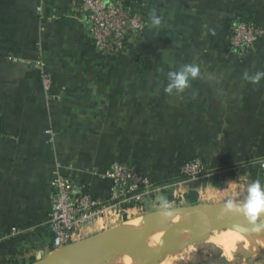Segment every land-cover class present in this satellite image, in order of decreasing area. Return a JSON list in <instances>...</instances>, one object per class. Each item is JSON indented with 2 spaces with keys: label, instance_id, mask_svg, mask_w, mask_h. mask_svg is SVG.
<instances>
[{
  "label": "crops",
  "instance_id": "obj_1",
  "mask_svg": "<svg viewBox=\"0 0 264 264\" xmlns=\"http://www.w3.org/2000/svg\"><path fill=\"white\" fill-rule=\"evenodd\" d=\"M80 1L0 0V264L49 253L57 160L103 200L112 182L100 175L114 161L139 167L153 183L174 184L160 194L165 200L181 195L191 203L196 192L197 202L243 201L247 182L262 181L264 78L245 76L264 72V36L246 54L229 50L226 39L240 16L264 29V0H140L162 24L121 57L95 48L72 11ZM55 13L67 20L47 18ZM137 56L151 58L153 69L140 71ZM189 63L200 66L201 78L179 95L166 93L167 72ZM193 157L208 172L199 180L181 173Z\"/></svg>",
  "mask_w": 264,
  "mask_h": 264
},
{
  "label": "built area",
  "instance_id": "obj_2",
  "mask_svg": "<svg viewBox=\"0 0 264 264\" xmlns=\"http://www.w3.org/2000/svg\"><path fill=\"white\" fill-rule=\"evenodd\" d=\"M139 4H141L140 0H81L73 5L72 11L74 16L82 17L95 48L101 54L111 55L127 50L128 43L142 39L149 20L142 13ZM38 11L43 14L42 7H38ZM66 15L73 13L67 12ZM57 17L59 13L47 18ZM263 36V28L250 19L240 16L230 23L227 47L229 50L251 53ZM36 63L41 69L43 85L48 90L51 86V78L45 62L43 59H38ZM46 133L51 136L52 141L53 130L47 129ZM257 163L260 178L264 181V156L259 158ZM62 166L57 160L50 192L51 204L45 223L51 238L47 245L48 252L82 239L91 225L105 212L127 214L132 209L147 210L151 206L160 205V194L168 192L174 186L169 183H153L136 166L114 161L100 175L112 182L109 197L103 200L88 192L85 186L77 181L71 165L68 173L62 172ZM181 173L189 180H199L208 175L201 159L183 164ZM183 199L181 195H173L171 200L166 199V201L180 202Z\"/></svg>",
  "mask_w": 264,
  "mask_h": 264
},
{
  "label": "water",
  "instance_id": "obj_3",
  "mask_svg": "<svg viewBox=\"0 0 264 264\" xmlns=\"http://www.w3.org/2000/svg\"><path fill=\"white\" fill-rule=\"evenodd\" d=\"M224 203L196 202L167 209L151 210L126 219L111 228L71 242L27 264L99 262L102 253L130 237L134 238L133 248L142 249V252L137 254L130 264H160L191 237L202 235L213 240L217 230L229 229L240 232L254 249L242 248L240 252L245 261L252 259L254 262L251 264H264V248L260 245L264 242V231H258L256 228L257 224L264 227V215L256 222H251L242 212H229L224 209ZM223 253V250L218 252L216 257L220 261L229 260ZM116 263L103 262L102 264Z\"/></svg>",
  "mask_w": 264,
  "mask_h": 264
},
{
  "label": "clouds",
  "instance_id": "obj_4",
  "mask_svg": "<svg viewBox=\"0 0 264 264\" xmlns=\"http://www.w3.org/2000/svg\"><path fill=\"white\" fill-rule=\"evenodd\" d=\"M149 21L153 27H159L162 24V17L157 15L156 9L150 11ZM160 71L163 72V68ZM201 75V68L196 63L184 64L176 70H170L167 72V84L164 86V91L169 95H179L190 88L191 82L201 78ZM245 78L253 83H258L264 78V72H257L254 75L246 74ZM238 180L242 183L247 182L241 176H239ZM232 182L230 181L229 183ZM247 183L246 199L239 201L238 199L229 198L225 201L223 207L229 212H242L251 222H256L258 218L264 215V182L257 179ZM161 204L165 209L168 208V203L165 199H161ZM256 228L258 231H264V227L259 224L256 225Z\"/></svg>",
  "mask_w": 264,
  "mask_h": 264
},
{
  "label": "bare ground",
  "instance_id": "obj_5",
  "mask_svg": "<svg viewBox=\"0 0 264 264\" xmlns=\"http://www.w3.org/2000/svg\"><path fill=\"white\" fill-rule=\"evenodd\" d=\"M209 240L210 238L205 236L195 235L186 243L175 249L171 255L160 264H175L178 259L184 257V253L191 250L196 244ZM213 242L222 248L224 252L223 255L229 260H238L242 248L251 247L250 242L246 240L240 232L233 229L215 233L213 236ZM133 244L134 238L130 237L102 253L99 262L94 261L83 264H102L103 262H117L116 264L126 262L127 264H130L135 259V256L142 252V249H134ZM260 245L264 248V242H261ZM251 250L254 249L251 247Z\"/></svg>",
  "mask_w": 264,
  "mask_h": 264
},
{
  "label": "rangeland",
  "instance_id": "obj_6",
  "mask_svg": "<svg viewBox=\"0 0 264 264\" xmlns=\"http://www.w3.org/2000/svg\"><path fill=\"white\" fill-rule=\"evenodd\" d=\"M196 159H200L199 157H193L186 161H183L182 164H185L186 162L193 161ZM258 165V164H257ZM182 167V165H180ZM159 198H161L159 196ZM185 199L178 202H168V207H177V206H183L191 204L188 201L185 202ZM215 200V199H214ZM215 202H219L218 200H215ZM214 202V203H215ZM222 202V201H221ZM213 203V202H212ZM156 206V205H154ZM159 206H156V208ZM164 208L163 206H160L159 208L155 209H161ZM152 207L147 208V210H135L132 209L128 211L127 214H119V213H113V212H105L101 215V217L94 222L91 227L88 229L87 233L83 238H86L94 233L106 230L108 228H111L115 225H118L119 223L123 222L126 219H131L136 216L142 215L146 213V211L151 210ZM221 230H217L215 233H220ZM82 238V239H83ZM205 249V250H204ZM222 251V249L213 242V240H209L203 243L196 244L191 250H188L186 253L183 254L184 257L178 259L175 264H251L254 262L252 259L246 260L243 256V254H239L238 260H227V261H220L216 255L218 252Z\"/></svg>",
  "mask_w": 264,
  "mask_h": 264
},
{
  "label": "trees",
  "instance_id": "obj_7",
  "mask_svg": "<svg viewBox=\"0 0 264 264\" xmlns=\"http://www.w3.org/2000/svg\"><path fill=\"white\" fill-rule=\"evenodd\" d=\"M139 8L142 10V13L149 20V12L146 10V8L142 4H139ZM62 15H64V14H62ZM66 20H67L66 17H62V18L58 17L57 19H54V21H58V22H63V21L65 22ZM150 29H151V24H150V21H149V25L147 26V29L144 32V35H143L142 39L139 40L138 42H135V43H128L127 50H125L123 52H120L118 54H115V55L121 57L124 54L136 53L137 52V49L139 48V45L143 42V40L145 39V35L149 32ZM261 38L258 40L257 43L260 42ZM94 46H95V44H94ZM226 47H227V39H226ZM136 60L138 62V67H139L140 71H142V72H146L148 70H151L154 67L153 60L151 58L147 57V56H137L136 57ZM201 160L203 161L202 158H201ZM181 165H183V164H181ZM137 168H139V167H137ZM182 175L185 176L184 174H182ZM188 198H189V201L191 203H196L198 201V194L196 192H191L188 195Z\"/></svg>",
  "mask_w": 264,
  "mask_h": 264
}]
</instances>
